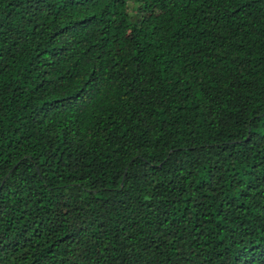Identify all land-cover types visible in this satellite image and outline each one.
Listing matches in <instances>:
<instances>
[{"label":"trees","instance_id":"1","mask_svg":"<svg viewBox=\"0 0 264 264\" xmlns=\"http://www.w3.org/2000/svg\"><path fill=\"white\" fill-rule=\"evenodd\" d=\"M0 264H264V0H0Z\"/></svg>","mask_w":264,"mask_h":264}]
</instances>
